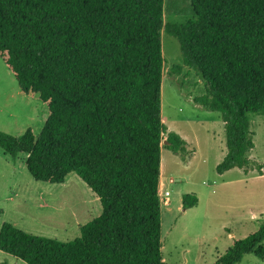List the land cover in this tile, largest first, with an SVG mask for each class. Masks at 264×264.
Wrapping results in <instances>:
<instances>
[{
	"label": "trees",
	"instance_id": "16d2710c",
	"mask_svg": "<svg viewBox=\"0 0 264 264\" xmlns=\"http://www.w3.org/2000/svg\"><path fill=\"white\" fill-rule=\"evenodd\" d=\"M165 0H0V56L20 90L47 107L38 134L0 130V148L25 154L37 181L75 173L101 212L61 241L0 225V250L26 264H166L159 197L162 140L183 158L187 142L161 119V31L205 85L194 102L220 112L226 151L215 169L264 167L249 113L264 115V0H189L192 16L164 22ZM182 194L184 209L197 204ZM1 211V210H0ZM264 257V222L213 264Z\"/></svg>",
	"mask_w": 264,
	"mask_h": 264
},
{
	"label": "rangeland",
	"instance_id": "374dc122",
	"mask_svg": "<svg viewBox=\"0 0 264 264\" xmlns=\"http://www.w3.org/2000/svg\"><path fill=\"white\" fill-rule=\"evenodd\" d=\"M192 16L189 0H165L164 22L182 23ZM163 77L161 119L168 131L187 142L184 158L165 147L160 158L162 257L166 264H213L234 239L255 231L264 222V167L232 168L218 174L216 165L225 151L220 112L194 102L205 85L184 65L178 42L161 31ZM47 107L34 95L23 93L14 74L0 56V130L20 135L32 127L38 134ZM254 147L249 158L264 165V115L249 113ZM25 154L12 157L0 148V225L10 222L34 235L71 240L84 224L101 212L98 197L75 174L64 183L35 180L26 170ZM170 180H173L172 182ZM194 193L197 204L184 209L182 194ZM0 264H26L0 250ZM237 264H264L253 253Z\"/></svg>",
	"mask_w": 264,
	"mask_h": 264
},
{
	"label": "built area",
	"instance_id": "2783aa9c",
	"mask_svg": "<svg viewBox=\"0 0 264 264\" xmlns=\"http://www.w3.org/2000/svg\"><path fill=\"white\" fill-rule=\"evenodd\" d=\"M171 182L173 181V180H170ZM160 192H159V197H160ZM168 195H169V191L168 190H165L164 192H163V196H162V198L160 197V199H161V202L163 203V204H167V202H168Z\"/></svg>",
	"mask_w": 264,
	"mask_h": 264
},
{
	"label": "crops",
	"instance_id": "0c3cea01",
	"mask_svg": "<svg viewBox=\"0 0 264 264\" xmlns=\"http://www.w3.org/2000/svg\"><path fill=\"white\" fill-rule=\"evenodd\" d=\"M160 185H161V177H159V188H160ZM159 188H158V193L160 192ZM77 226H79V224Z\"/></svg>",
	"mask_w": 264,
	"mask_h": 264
},
{
	"label": "water",
	"instance_id": "95a60500",
	"mask_svg": "<svg viewBox=\"0 0 264 264\" xmlns=\"http://www.w3.org/2000/svg\"><path fill=\"white\" fill-rule=\"evenodd\" d=\"M164 142H166V143H167V140H164Z\"/></svg>",
	"mask_w": 264,
	"mask_h": 264
}]
</instances>
